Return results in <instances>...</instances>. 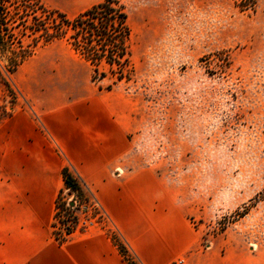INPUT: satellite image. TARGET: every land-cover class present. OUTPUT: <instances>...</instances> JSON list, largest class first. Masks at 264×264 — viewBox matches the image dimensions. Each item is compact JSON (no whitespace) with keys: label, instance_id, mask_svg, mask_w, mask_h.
<instances>
[{"label":"rangeland","instance_id":"obj_1","mask_svg":"<svg viewBox=\"0 0 264 264\" xmlns=\"http://www.w3.org/2000/svg\"><path fill=\"white\" fill-rule=\"evenodd\" d=\"M98 1H65L60 10L72 17ZM120 1L131 28L130 79L111 89V76L93 82L90 65L55 40L12 73L0 62V118L28 105L27 96L56 102L92 84L124 95L133 154L183 186L203 245L264 247V0L243 9L238 0ZM94 224L124 242L105 216Z\"/></svg>","mask_w":264,"mask_h":264},{"label":"crops","instance_id":"obj_2","mask_svg":"<svg viewBox=\"0 0 264 264\" xmlns=\"http://www.w3.org/2000/svg\"><path fill=\"white\" fill-rule=\"evenodd\" d=\"M58 1L60 10L84 0ZM27 99L0 118V264H128L100 225L64 241L54 236L56 200L69 193L64 167L138 264H264V247L224 239L203 245L183 186L133 154L134 117L124 95L92 84L56 102Z\"/></svg>","mask_w":264,"mask_h":264},{"label":"trees","instance_id":"obj_3","mask_svg":"<svg viewBox=\"0 0 264 264\" xmlns=\"http://www.w3.org/2000/svg\"><path fill=\"white\" fill-rule=\"evenodd\" d=\"M252 3L254 0H238L237 5L243 9ZM130 36L129 13L120 0H102L72 17L41 0H0V62L8 73L14 72L37 47L63 40L90 65L93 82L112 77L106 87L111 89L118 81L131 77ZM62 177L65 188L78 199H86L81 183L68 167L62 169ZM57 204L76 221L74 205L67 204L61 194L55 208ZM108 235L128 264H138L130 258L124 242Z\"/></svg>","mask_w":264,"mask_h":264},{"label":"built area","instance_id":"obj_4","mask_svg":"<svg viewBox=\"0 0 264 264\" xmlns=\"http://www.w3.org/2000/svg\"><path fill=\"white\" fill-rule=\"evenodd\" d=\"M63 194H61V196ZM62 199L67 204L74 205L72 208V214L76 216V221H73L72 218H68V215L65 213V211L62 210L57 204L53 221V233L58 240L62 238V241H64L76 230H83L94 223L103 221L104 215L95 201L87 199L84 201V203L79 204L78 199H75L73 193H71V195L68 193L67 196L62 197ZM79 213L83 214L82 218L79 216ZM182 263L183 259L179 258L174 260L171 264Z\"/></svg>","mask_w":264,"mask_h":264}]
</instances>
